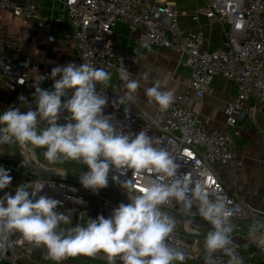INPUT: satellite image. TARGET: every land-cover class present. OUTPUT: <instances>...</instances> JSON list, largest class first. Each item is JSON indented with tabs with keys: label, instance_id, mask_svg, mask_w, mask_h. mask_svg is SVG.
<instances>
[{
	"label": "built area",
	"instance_id": "1",
	"mask_svg": "<svg viewBox=\"0 0 264 264\" xmlns=\"http://www.w3.org/2000/svg\"><path fill=\"white\" fill-rule=\"evenodd\" d=\"M195 3L191 19L198 22V18L203 16L209 21L219 23L224 35L222 47L208 50L206 39L199 29L181 28L178 12L167 3L153 0H63L66 16L72 27L71 31L63 32V38L76 49L80 64L89 63L110 73L121 71L127 64L138 62L136 56L117 49L111 38L114 25L123 23L131 33L142 31L149 45L177 55L178 63L189 70L188 90L192 92L195 102L199 103L209 92L215 77H222L233 87L235 95L225 104L224 128L221 130H205L199 115L188 106L187 92L178 94L167 110L162 111L158 104L151 115L145 112L131 114L122 110L119 117H113V123H117L126 134L144 130L150 136L158 138L160 143L155 146L163 147L169 152L179 166L178 175L187 176L191 182L190 187L199 186L211 199L228 206L234 214L232 223L241 222L262 213L231 193L218 177L214 167L234 162L228 131L239 123L255 122L257 115L264 112V0H195ZM199 4L204 7H199ZM5 11H10L12 16L22 23L32 24L39 37L48 43L53 42L54 33L58 31L57 26L52 20L41 17L36 3L14 4L12 0H0L1 49L5 50L13 45L12 33L3 28ZM14 52L19 53L18 46ZM39 77L43 79L40 80ZM50 78L49 71L40 69L27 57L15 55L0 60V86L11 92L27 95L26 101L17 102V105L36 109L35 86L39 83L41 88L49 89ZM64 122L61 116L59 123ZM11 145L17 146V154L22 158L23 151L35 157L27 149L22 150L16 143ZM34 160L28 162L37 165L36 157ZM0 167L9 170L12 177L9 187L0 190V197L5 193L15 195L16 188L12 189V185L19 177L22 179L20 185L37 182V187L43 186L40 195L60 201L57 211H64L78 218L83 215L85 202L80 197V186L41 175L26 168L20 160L13 162L0 159ZM113 176L118 177L116 182L121 185L118 192L125 196L122 201L124 204L130 203L129 195L139 194L155 180L151 173L138 172L133 175L131 169L121 174L110 168L109 179L113 180ZM126 180H132L130 189L122 186V182ZM118 205L110 198H102V210L105 215H110ZM161 210L204 220L197 207L185 211L174 200L163 205ZM174 222L175 229L168 237L167 243L172 248L182 247L183 234L196 233L188 230L186 225L176 220ZM11 239L13 246L0 253V264H19V260L40 264L25 256L26 241L19 234L13 235ZM256 244L257 250L248 253L246 258L240 254L238 247H232L245 264H254L252 258L255 254L264 259V244ZM215 259L218 264H226L228 258L218 252ZM117 264L120 262L117 261Z\"/></svg>",
	"mask_w": 264,
	"mask_h": 264
},
{
	"label": "clouds",
	"instance_id": "2",
	"mask_svg": "<svg viewBox=\"0 0 264 264\" xmlns=\"http://www.w3.org/2000/svg\"><path fill=\"white\" fill-rule=\"evenodd\" d=\"M50 76L54 81L51 90L39 83L35 86V110L21 112L9 107L0 114V146L14 142L29 153L45 149L43 156L50 165H84L88 170L80 174L79 182L93 192L108 186L110 168L121 174L129 169L133 175L151 173L155 180L139 194L129 195L130 203H120L107 218L98 215L71 227H64L71 224L70 215L57 211L60 201L39 194L42 185L37 187L34 181L21 184L15 195L0 197V253L11 249V237L19 234L24 241L45 249L46 258L55 264L98 253H103L109 264H184L185 254L167 243L175 229L174 219L161 210L174 200L185 211L197 207L212 226L204 239L205 264H218V252L228 258L226 264H245L232 247L234 214L230 208L211 199L201 187H190L188 177L178 175L179 166L169 152L155 146L160 143L158 138L144 130L126 134L105 114L109 99L104 90L110 87V72L89 63H69L54 67ZM123 79L127 91L112 101L117 109L131 101L139 87L137 80ZM146 95L162 111L173 102V93L161 91L158 84L148 88ZM11 181L9 170L0 167V190L8 188ZM122 186L130 189L132 180L123 181ZM250 232L264 244L259 226L254 225Z\"/></svg>",
	"mask_w": 264,
	"mask_h": 264
},
{
	"label": "crops",
	"instance_id": "3",
	"mask_svg": "<svg viewBox=\"0 0 264 264\" xmlns=\"http://www.w3.org/2000/svg\"><path fill=\"white\" fill-rule=\"evenodd\" d=\"M153 1L171 5L178 12V23L181 28L199 29L206 39L208 50L222 47L224 35L219 23L209 21L203 16L198 18V22H194L191 19L196 7L195 0ZM12 2L14 4L36 3L39 6L41 17L46 20H52L56 24L58 31L54 33L53 42L48 43L45 39L38 36L32 24L22 23L13 17L10 11H5L3 13V28L5 31L12 33L13 45L5 50L0 47V60H4L9 56H24L29 58L32 63H36L40 69L49 71L50 74L51 70L57 66H64L69 63L81 65L76 49L73 45L65 42L63 38V32L71 31L72 29L66 16L63 0H12ZM199 7H204V5L199 4ZM111 38L117 49L136 56L138 62L136 64H127L125 69L121 71L115 70L111 73L110 87L104 90V94L109 99V104L104 109L105 114H110L112 117L117 118L120 116L121 111L125 109L131 114L140 112H145L149 115L153 114L157 103L146 95V90L158 84L161 91H171L173 93V100L178 94L187 92L188 106L199 115L205 130H221L224 128V107L227 102L234 98L235 93L233 87L226 83L222 77L218 76L212 80L209 92L197 103L194 101L192 92L188 90L189 70L178 63L175 53L149 45L142 31L138 30L131 33L123 23L114 25ZM17 46L19 47V53L14 52ZM125 76L137 80L139 87L132 93L133 99L120 105L117 109L112 106V101L117 97L123 96L127 91L125 87L126 81L123 79ZM53 83V79L50 78L48 82L50 90ZM21 97L23 102H25L26 94L11 92L6 87L0 86V114L9 107L19 108L21 112H26L29 109L35 110L27 105H17V102L22 101ZM41 127H43V124H41ZM228 132L231 138L229 147L234 162L229 165H217L214 170L231 193L239 196L244 203L264 215V112H260L257 115L255 122L239 123ZM13 148H15L14 152L12 151ZM4 149H0L1 155L11 157L18 153L16 145H4ZM40 151L43 153L45 149H40ZM28 156L32 157L30 160L35 161L33 155L30 154ZM0 159H9L13 162L19 161L12 158ZM236 163H240V165ZM47 165L53 166L49 163ZM55 166L56 173L65 178H79L82 172L88 170L86 166L75 164L74 162L56 164ZM21 182V178H16L12 189L17 188ZM81 189L80 197L85 202L84 213L78 218L75 215L59 211L71 217V224L64 227H71L77 223L84 224L88 218L95 219L98 215H104L105 218L109 216L105 215L102 210V198L107 197L105 194L100 191L93 192L84 187H81ZM116 197H120L123 201L125 196L117 194ZM240 225L239 221L233 222V227H239ZM190 229L195 231L196 234H183L181 239L184 245L173 248L185 254L186 260L184 264H205L204 239L207 232L212 230V226L191 224ZM250 230L233 231L231 235L233 245L238 247L240 254L244 258H246L248 253L257 250L256 243L259 242L251 234ZM27 247L31 249L25 252V256L34 259L40 264H48L45 249L37 248L26 242L25 249ZM252 260L254 264H264V259L259 254H255ZM22 264L34 263L26 260ZM61 264H109V262L103 253H98L95 257L83 255L69 257Z\"/></svg>",
	"mask_w": 264,
	"mask_h": 264
},
{
	"label": "water",
	"instance_id": "4",
	"mask_svg": "<svg viewBox=\"0 0 264 264\" xmlns=\"http://www.w3.org/2000/svg\"><path fill=\"white\" fill-rule=\"evenodd\" d=\"M0 158H12V159L23 161L24 165L27 168H29V169H31V170L39 173V174H43V175H46L48 177H53V178H56V179H59V180H66V181H68L70 183H73L75 185L83 187L82 184L79 182V178H65V177H62L59 174H57L56 172L49 171V170L45 169L42 166H38L36 164H33L31 162L26 161L20 155H15V156L8 157V156L0 154ZM120 187H121V185L118 182L108 178V186L103 188V189H99L97 191L102 192L103 194H105L107 196V198H110L111 200H113L117 204H120V203H122V199L120 197L119 198L116 197L117 194L119 195L118 188H120ZM163 212L165 214L171 216L174 220L186 225L188 230H191L190 229V225L191 224L200 225V226H211V224L209 222H207L206 220L188 218V217L176 215L174 213L167 212V211H163ZM240 224L241 225L239 227H233V231L234 232H239V231H245V230H248V229H252V227L254 225H257V226H259V229L264 230V215L254 216V217H252L249 220L241 221Z\"/></svg>",
	"mask_w": 264,
	"mask_h": 264
},
{
	"label": "rangeland",
	"instance_id": "5",
	"mask_svg": "<svg viewBox=\"0 0 264 264\" xmlns=\"http://www.w3.org/2000/svg\"><path fill=\"white\" fill-rule=\"evenodd\" d=\"M0 149L2 150V149H4V146H0ZM6 149V148H5ZM4 149V150H5ZM12 151L14 152L15 151V148H13L12 149ZM34 155H35V157L37 158V165H41V166H44L45 168H47V169H50V170H53V171H55V169H56V166L54 167V165L53 166H49V165H47V161L44 159V156H43V153L40 151V149L39 148H37V149H35V152L33 153ZM18 155V154H17ZM32 158V157H31ZM31 163H33V164H35L34 162H31ZM27 168V167H26ZM56 172V171H55ZM41 175H43V174H41ZM30 247H27L26 249H25V252H28V251H30ZM28 250V251H27ZM48 260V264H55V262L54 261H52V260H50V259H47ZM19 262V264H22V262L23 261H21L20 262V260L18 261ZM2 264H4V263H2Z\"/></svg>",
	"mask_w": 264,
	"mask_h": 264
},
{
	"label": "bare ground",
	"instance_id": "6",
	"mask_svg": "<svg viewBox=\"0 0 264 264\" xmlns=\"http://www.w3.org/2000/svg\"><path fill=\"white\" fill-rule=\"evenodd\" d=\"M28 155H30V154H28V153H26L25 151H23V158H24L26 161L32 159L31 156H28ZM27 157H28V159H27ZM42 167H44V166H42ZM44 168H45V167H44ZM45 169H47V168H45ZM47 170L52 171V172H55V171L50 170V169H47Z\"/></svg>",
	"mask_w": 264,
	"mask_h": 264
},
{
	"label": "trees",
	"instance_id": "7",
	"mask_svg": "<svg viewBox=\"0 0 264 264\" xmlns=\"http://www.w3.org/2000/svg\"><path fill=\"white\" fill-rule=\"evenodd\" d=\"M4 264H6V263H4Z\"/></svg>",
	"mask_w": 264,
	"mask_h": 264
}]
</instances>
